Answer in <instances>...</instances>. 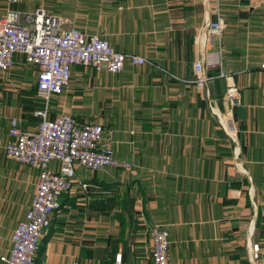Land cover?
Here are the masks:
<instances>
[{
    "label": "crops",
    "instance_id": "1",
    "mask_svg": "<svg viewBox=\"0 0 264 264\" xmlns=\"http://www.w3.org/2000/svg\"><path fill=\"white\" fill-rule=\"evenodd\" d=\"M13 8H43L149 61L117 75L74 66L69 87L50 101L52 119L98 118L104 143L131 168L77 167L35 264H118V254L122 264H152L155 224L168 231L169 264H252L251 244L264 252V0H0V19ZM219 15L224 37L199 52L197 32ZM201 56L209 94L193 83ZM228 84L241 101L234 137L215 115L230 107ZM37 87V68L24 56L0 71V258L36 194V171L5 149L12 119L38 128Z\"/></svg>",
    "mask_w": 264,
    "mask_h": 264
},
{
    "label": "built area",
    "instance_id": "2",
    "mask_svg": "<svg viewBox=\"0 0 264 264\" xmlns=\"http://www.w3.org/2000/svg\"><path fill=\"white\" fill-rule=\"evenodd\" d=\"M23 1L7 0V3L13 6ZM226 28V20L220 15L216 21L205 23L197 32V50L204 51L209 45L221 41ZM17 55L24 56L29 65L37 68V90L43 104L35 112L40 119L36 131H26L19 118L10 121V142L5 152L11 160L36 171L38 182L30 210L12 234V248L0 261L5 264H35L41 240L52 226L53 214L61 209L60 198L74 187L77 167L91 172H101L106 168H131L118 162L113 149L104 143L105 128L102 124L81 123L69 115L52 119L50 101L69 87L74 66L117 75L126 64L144 66L149 61L136 54L115 50L105 37L87 36L69 27L65 18L43 8L30 12L9 9L6 16L0 19V71H11ZM206 67L201 56L193 65V83L200 90L207 89L209 94L213 78L207 75ZM226 95L230 103L227 113L215 115L220 118L226 134L234 137L237 130L231 114L241 103L239 89L234 84H228ZM54 163L58 164L57 168L53 167ZM82 189L87 190L88 184H82ZM150 236L152 264H169L168 231L155 224L150 229ZM251 255L252 264H258L264 256L259 244H251ZM122 258L121 254L116 255V262L122 264Z\"/></svg>",
    "mask_w": 264,
    "mask_h": 264
},
{
    "label": "rangeland",
    "instance_id": "3",
    "mask_svg": "<svg viewBox=\"0 0 264 264\" xmlns=\"http://www.w3.org/2000/svg\"><path fill=\"white\" fill-rule=\"evenodd\" d=\"M51 103H52V102H51ZM97 119H98V118H96V117H89V118L86 119V121H87V122H91V123H96V124H97V122H96Z\"/></svg>",
    "mask_w": 264,
    "mask_h": 264
}]
</instances>
